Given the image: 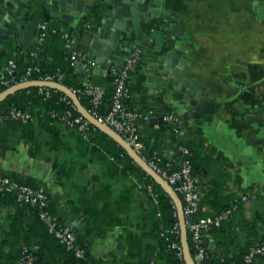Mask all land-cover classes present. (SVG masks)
Wrapping results in <instances>:
<instances>
[{"label": "crops", "instance_id": "1", "mask_svg": "<svg viewBox=\"0 0 264 264\" xmlns=\"http://www.w3.org/2000/svg\"><path fill=\"white\" fill-rule=\"evenodd\" d=\"M160 1L164 13L174 16L177 24H183L184 27L178 29L189 39L176 41V46L172 40L177 34L172 33L168 38L162 20H151L137 29L132 40L136 46L145 43L144 58L131 75L128 104L140 112L154 110L185 118L180 135L196 149L203 175L197 183V191L200 208L206 217L217 215L211 201L216 205L228 204L247 196L221 228H211L203 236L205 246L218 257L238 256L251 244L264 241V0ZM41 5L42 1L36 0L32 10L42 8ZM36 17L42 22V17L33 11L32 16L29 15L30 20ZM51 20L66 30L74 48L81 22ZM151 37L152 42L149 41ZM31 48L13 41L8 49L0 48V63L8 59L11 50L18 49L19 68L27 69L33 63L29 55ZM177 48L185 51L182 59L190 66L191 75L197 78V88L215 100L210 120L204 119V113L196 118L180 109L160 88L154 93L155 86L147 80L148 59L160 58ZM79 54L88 59L86 54ZM91 61L90 64L83 62L86 74L80 82L87 85L95 81L111 98L114 90L111 70L115 67ZM79 75L78 67L77 79ZM141 128L149 134L156 131L159 116L143 122ZM59 141V148L54 149L50 137L39 126L2 125L0 174L29 181L51 193L62 212H67L65 220L79 223L78 233L84 235L95 257L117 264L143 261L145 245L156 239L159 205L137 187L135 174L114 170L113 158L108 155L111 161L105 159L106 151L102 156L91 154L86 142L69 129H63ZM168 142L169 137L160 139V145L165 146L163 154L177 162L180 155L173 147H166ZM90 164L98 166V179L90 177L92 172L88 176L85 173ZM62 166L66 167L68 175L58 178ZM120 166L123 168L122 163ZM95 194L92 204L85 201L83 208L93 207L97 213L101 210V216L107 215V218L102 216L101 223H109L108 219L113 217L112 226L96 229L90 216L70 209L82 204L81 198L90 199ZM21 214L18 204L0 203V257L3 262L16 254L17 247L11 249L10 244L11 227ZM16 233L15 230V238ZM257 264H264V261Z\"/></svg>", "mask_w": 264, "mask_h": 264}, {"label": "trees", "instance_id": "2", "mask_svg": "<svg viewBox=\"0 0 264 264\" xmlns=\"http://www.w3.org/2000/svg\"><path fill=\"white\" fill-rule=\"evenodd\" d=\"M35 13L42 17V21L47 22L49 28L57 29L59 31L63 29L64 31H66L59 23L52 21L50 19V16L45 13V11L40 6L39 9H35ZM31 50L37 51V56L31 58L33 60L31 66L39 67L41 69L42 75L46 73H56L60 71L64 73L62 84H64L68 88L72 90H78L84 89L86 87L85 82H80L77 79L78 66L77 63H74L71 58V52L73 48L67 47V40L63 36L62 32H59L57 34H49L42 44H38L36 47L31 48ZM18 54V49L11 50L8 59H6L5 62L0 63V66L7 63L10 59L14 58L17 60ZM27 69H20L18 66L14 74V85L22 81V79L26 75ZM39 77L40 73L33 70L29 79L37 80ZM89 80L92 81L93 79L89 78ZM92 83L97 85L95 81H92ZM7 88L8 87L2 88L1 92L6 90ZM76 94L81 104L89 110L91 108L90 97L80 92H77ZM126 103L128 104V100L126 101ZM73 104V100L60 89L50 88V94L47 95V88L45 86L34 85L25 87L0 102V114H6L12 108H19L23 111L31 113L33 115V119L27 121L5 119L0 122V127L4 124H14L26 128H33L34 126H39L50 137V143L52 148L54 149H58L60 146L59 140H61L63 129H69L70 131H72V133L77 134L79 140L86 142L87 149H89V152L91 154L102 156L104 154V151H106L107 156L105 157L107 158L105 159L110 160L109 156L113 158V160L110 161L113 163V166L115 167L114 170L116 172H119V170L121 169L120 171L125 173L126 175L128 173L135 174V177H137L138 181H141L144 185H153L155 192H157L159 196L158 211L160 216H158L156 224V228H158L157 234L155 236L156 239L145 245L144 249L146 253V258L143 261H131L125 264H145L152 261L156 262V264H174L181 262L182 260L179 258L177 251L170 247V239H175L180 244H182L181 232L179 234L170 233V230L174 229L176 226L180 228L178 212L171 197L151 176H149L134 161L132 156L106 132L102 131L90 121L88 129L83 132L78 129V122H75V124L72 126L69 125L68 120L70 118L67 116L68 110L72 111V118L77 119V117L81 115L78 109L75 110L73 108ZM111 107L112 100L110 97L105 95L104 100L98 108L99 115L107 114ZM162 114L163 113H159V128L156 131L149 134L145 133L142 128L140 129V140L144 145L141 154L147 159L154 160L155 162H157V164L161 168L167 170L168 172H172L179 167V164L182 160V152L180 150V147L184 146L190 150V160L193 165L194 175L198 177V180L201 179L203 175L199 170V162L197 161L195 151L196 149L188 140L183 139L180 135L181 126L185 124V118H183V123L179 128V132L177 133L175 132V125L173 123L164 121L162 118ZM145 122H149V120ZM141 124H143V122ZM30 137L33 140V135H30ZM164 137H169L170 139V142L166 144V147H173L180 155V158L178 160L179 163L178 161L174 162L170 160L167 156L163 154V148L165 146L160 145V139ZM121 163L123 164V168H121L120 166ZM65 175H68L67 169L65 166H62L59 169L57 176L58 178H62ZM17 181H19L20 183L28 184L36 189H40L39 186L29 181L23 182L18 179ZM139 189L147 193L145 189ZM45 192L49 196V202L46 208V212L49 215L54 216L59 223L65 226V217L58 218L59 215L63 213V209L57 205L51 193H49L48 191ZM177 194L180 197L182 204L184 205L182 195L180 193ZM147 196L150 198L148 194ZM93 198H96V194L93 195V197H90V199L85 197L84 199L81 198L82 204H80L79 206H73L70 209L76 212L83 211L85 214L90 216L94 221V226L96 227V229H101L103 228V226L104 228L110 225L112 226L113 222H110V220H112L113 217H110L108 219L109 223L108 221L107 223H101L100 219H102L103 217L107 218V215H102V217L101 210L98 212V214L97 212H95V208L93 209V207L87 206L86 208H83V204H85V201H87V203L89 204H92ZM234 200L235 199H233L228 204L219 203L216 205L215 203H213V201H211V203L214 207H216V212L218 215L220 212L232 207ZM4 202H14L18 204L22 209V214L21 217L16 220L11 227L13 238H11L10 244L11 249L17 247L16 254L9 258V260H7L6 262L2 261L1 256L0 264H15L16 261L21 257L22 250L25 245L30 248L33 254L37 257L38 261L43 264H117L95 257L90 252L89 247L85 243L84 235L81 233H76V235L78 243L85 249V256L78 257L73 250H69L55 237L52 232H50L48 224L40 217L42 209L39 206H33L28 203L21 204L18 202L15 194L0 191V203ZM201 204L205 203L201 202ZM203 217H206V213L203 212L199 206L198 211L192 215V219L198 220ZM229 219L223 220L220 226L213 228H221L222 224L225 221H228ZM15 230L17 231L16 238L14 234ZM188 244L190 254L192 258H194L196 254V249L193 244L191 233L189 230ZM263 244L264 241L258 244H251L245 252L238 256L219 257L214 251L209 250L205 246L206 254L203 261L204 264H243L245 263L246 256L250 253L251 249L253 247ZM259 261H264V253L256 254L252 258L250 264H257Z\"/></svg>", "mask_w": 264, "mask_h": 264}, {"label": "water", "instance_id": "3", "mask_svg": "<svg viewBox=\"0 0 264 264\" xmlns=\"http://www.w3.org/2000/svg\"><path fill=\"white\" fill-rule=\"evenodd\" d=\"M41 1L42 9L51 19L69 23L81 22L79 24L81 27L78 28L79 31L74 40L73 50L86 54L88 59L96 63L122 67L134 42L132 35L139 27L150 23L151 20L157 22L162 20V27L167 30L168 38L172 33L177 34V37L172 40L176 46H178L177 42L189 39L188 35L178 29L183 28V24H177L174 16L164 13L160 0ZM34 2L36 0H0V48L8 49L9 44L13 41L28 44L31 47L38 45L37 32L40 18L29 19V15L32 16V11L35 13V10H32ZM135 46L133 44V48ZM184 52L177 48L174 52H167L160 58H149L150 63L145 70L147 80L155 86L154 93L156 88H160V91L168 99L176 102L180 109L192 113V116L196 118H200L204 113V119L210 120L215 109V100L197 88V78L191 75L190 66L185 59H182ZM77 66L80 68L78 80L83 81L86 74L84 64L80 61ZM34 85L56 88L65 92L87 120L115 139L132 156L134 161L165 190L173 200L178 212L185 260L188 264H196L190 254L188 228L183 204L178 194L169 182L153 169L120 134L93 116L81 104L72 89L58 82L31 80L15 84L1 92L0 102L15 92ZM97 169V165L90 164L85 173L88 176L89 172H92L93 175L90 174V177L98 179ZM66 213H61L58 218L65 217ZM66 226L78 233L79 223L76 221L67 220Z\"/></svg>", "mask_w": 264, "mask_h": 264}, {"label": "built area", "instance_id": "4", "mask_svg": "<svg viewBox=\"0 0 264 264\" xmlns=\"http://www.w3.org/2000/svg\"><path fill=\"white\" fill-rule=\"evenodd\" d=\"M62 32L63 36L67 40V47L72 48L71 40L66 33V31L52 29L48 27L47 22L42 21L38 26V44H42L49 34H57ZM153 38L149 39L152 42ZM145 44V43H144ZM144 44L135 46L130 52L129 56L126 58L122 67H115L111 70L114 79V90L111 95L112 107L105 115H99L98 108L105 98V92L103 88L99 85L93 83L87 84L84 89L73 90L75 93L80 92L88 95L90 97L91 108L88 110L93 116H95L99 121L111 127L118 134H120L135 150L136 152L148 162V164L155 169L164 179H166L169 184L173 187L176 193L182 195L184 205V215L186 218V225L191 233V238L196 249V254L194 262L196 264H204V257L206 254V247L204 244V232L221 225L223 220L231 218L233 213L237 210L239 203L242 200H246L247 196H242L241 200L235 199L233 206L220 212L214 217H203L198 220H193L192 215L198 211L200 206V195L197 191L198 177L193 173V165L190 160V150L184 146L180 147L182 152V160L179 167L172 172L161 168L157 162L154 160H149L141 154L144 147L142 141L140 140V129L142 122L148 121L151 117L159 113L150 110L149 112H140L131 108L126 101L129 100V79L133 71L142 63L144 58ZM29 55L31 58L37 56V51L30 50ZM71 58L74 63L85 62L87 64L92 63L91 60L83 59L79 53L72 50ZM19 64L16 59H10L7 63L0 66V92L2 88L11 87L14 85V74ZM40 73V77L35 81H46V82H58L62 83L64 78V73L58 71L56 73H46L41 74V69L37 66H30L26 75L22 79V82L31 81L29 79L32 71ZM47 88V95L50 94V88ZM73 108L77 110L75 104ZM67 116L70 118L68 120L69 125H74L78 122V129L80 131H86L89 127V120L85 118L84 115H79L77 119L72 118L73 114L71 110L67 111ZM162 118L166 122L173 123L175 125V132H179V128L183 123V117L174 113H163ZM5 119L12 120H32L33 115L29 112L23 111L19 108H12L6 114H0V122ZM139 188L145 189L147 194L153 199V201L158 204L159 196L155 192L153 185H144L141 181L137 182ZM0 191L10 192L16 195L19 203H28L33 206H39L42 211L40 217L42 220L46 221L49 226L50 232H52L55 237L64 244L69 250H73L78 257L85 256V249L78 243L77 235L68 226H64L59 223L54 216L49 215L46 212V208L49 202L48 194L42 189H36L28 184L20 183L19 181L13 179L7 175H0ZM181 229L176 226L174 229L170 230L172 234H179ZM170 247L175 249L179 255L181 262L174 264H188L184 257L183 246L175 239H170ZM264 253V244L253 247L250 253L246 256L245 263L250 264L252 258L256 254ZM184 258V260H183ZM15 264H43L38 261L37 257L33 254L30 248L25 245L22 250L21 257L16 261ZM145 264H156L152 261Z\"/></svg>", "mask_w": 264, "mask_h": 264}]
</instances>
